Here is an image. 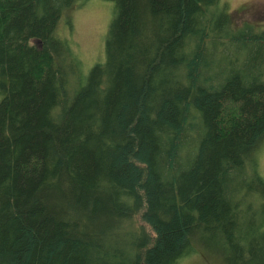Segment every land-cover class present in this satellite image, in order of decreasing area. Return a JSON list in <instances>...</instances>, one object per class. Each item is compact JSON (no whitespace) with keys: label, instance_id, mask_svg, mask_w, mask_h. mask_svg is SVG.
Returning a JSON list of instances; mask_svg holds the SVG:
<instances>
[{"label":"trees","instance_id":"1","mask_svg":"<svg viewBox=\"0 0 264 264\" xmlns=\"http://www.w3.org/2000/svg\"><path fill=\"white\" fill-rule=\"evenodd\" d=\"M87 1L0 0V264H264V31L100 0L83 71L57 26Z\"/></svg>","mask_w":264,"mask_h":264},{"label":"rangeland","instance_id":"2","mask_svg":"<svg viewBox=\"0 0 264 264\" xmlns=\"http://www.w3.org/2000/svg\"><path fill=\"white\" fill-rule=\"evenodd\" d=\"M218 4L226 8L232 26L246 23L264 31V0H219ZM112 8V3L89 0L83 6H73L58 21L57 32L68 41L83 71L103 60V38L112 17ZM224 52L227 53L226 49ZM258 167L264 179V148L258 155ZM205 252L191 256L180 264H223L214 254Z\"/></svg>","mask_w":264,"mask_h":264}]
</instances>
